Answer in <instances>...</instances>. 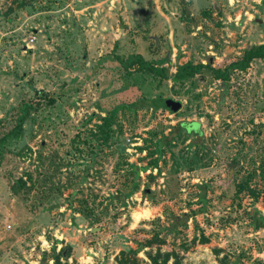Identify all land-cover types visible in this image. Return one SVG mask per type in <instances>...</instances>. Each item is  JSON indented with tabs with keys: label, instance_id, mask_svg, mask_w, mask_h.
I'll use <instances>...</instances> for the list:
<instances>
[{
	"label": "rangeland",
	"instance_id": "374dc122",
	"mask_svg": "<svg viewBox=\"0 0 264 264\" xmlns=\"http://www.w3.org/2000/svg\"><path fill=\"white\" fill-rule=\"evenodd\" d=\"M258 44L264 0H0V264H264V58L172 77Z\"/></svg>",
	"mask_w": 264,
	"mask_h": 264
},
{
	"label": "trees",
	"instance_id": "16d2710c",
	"mask_svg": "<svg viewBox=\"0 0 264 264\" xmlns=\"http://www.w3.org/2000/svg\"><path fill=\"white\" fill-rule=\"evenodd\" d=\"M254 58H264V44H258L250 46L243 50L240 57L236 58L235 60L223 65V66H210V64H201V63H190L185 62L176 66L172 77L175 80H182L193 76L195 73L199 72L201 67L207 68L213 78L219 79L224 85L229 81V72L230 70H244L250 63V61ZM120 63L123 64L124 67H130L131 65L135 64L136 68L139 70H144L147 72H151L155 75H160L162 77L165 76V70L163 67L155 66L154 64L150 63L149 61L141 58L139 55H130L124 61L120 60ZM162 98H156L152 100V105L157 107H163L170 110L168 107L164 106L159 102ZM24 105L19 106V113L17 116V120L13 126V128L2 135L0 137V144H3L6 138L10 136H14L17 134L21 126L22 116L25 114ZM192 122V121H191ZM197 122V121H195ZM190 122H178V124L174 127V133L179 131L180 127H183L185 131H192L196 134V131L190 129L189 127ZM198 123V122H197ZM204 240V238H202ZM147 243L149 241L147 240ZM59 255L66 257L68 252L66 251L65 247L59 249ZM147 258L149 259L150 264H167V261L171 259L170 264H181L180 259L174 250H160L156 249L153 253L147 252Z\"/></svg>",
	"mask_w": 264,
	"mask_h": 264
},
{
	"label": "water",
	"instance_id": "95a60500",
	"mask_svg": "<svg viewBox=\"0 0 264 264\" xmlns=\"http://www.w3.org/2000/svg\"><path fill=\"white\" fill-rule=\"evenodd\" d=\"M159 102L168 107L170 111H176L179 107V103L177 101L171 100L169 98H162L159 100ZM189 127L200 134L199 123L192 121L189 123Z\"/></svg>",
	"mask_w": 264,
	"mask_h": 264
}]
</instances>
